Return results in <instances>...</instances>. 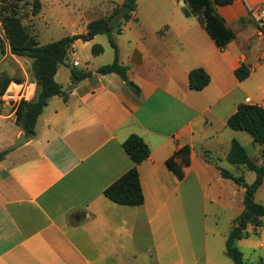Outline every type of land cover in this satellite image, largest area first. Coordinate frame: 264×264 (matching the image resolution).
<instances>
[{
  "label": "crops",
  "instance_id": "1",
  "mask_svg": "<svg viewBox=\"0 0 264 264\" xmlns=\"http://www.w3.org/2000/svg\"><path fill=\"white\" fill-rule=\"evenodd\" d=\"M124 2L113 5V13ZM256 7L264 8V0L214 4L235 34L224 51L199 17L182 13L175 14L165 30L141 29L127 36L132 51L120 62L128 68L129 80L140 88L139 94L117 74H97L101 66L86 70L90 77L72 83L71 69L84 71L76 68V62L80 63L77 48L83 42L74 44L69 68L60 73L59 67L55 76L68 100L52 97L38 118L36 135L0 161V264H120L129 256L136 257L138 240L144 236L150 245L145 252L158 253L157 230L165 225L166 233L174 236L175 218L180 219L178 225L191 227L190 215L204 214L206 225L210 206L230 215L223 238L226 244L245 209V189L224 178L222 170L234 177L239 175L230 166L241 173L248 170L227 160L232 141L247 143L242 131L230 129L227 122L240 104L264 108V39L258 36L250 14ZM107 15L108 11L102 12L96 20ZM131 20H139L136 12L124 20L127 25L120 34H127ZM242 64L251 73L239 81L235 71ZM197 68H203L211 79L202 91L189 87V74ZM133 134L143 138L151 151L138 166L145 197L139 207L116 204L104 195L134 166L123 148ZM21 135L24 132L16 124L14 109L0 104V152ZM255 144L262 162L249 156L263 166L264 147ZM184 146L191 149V162L180 180L167 161ZM206 154L220 162L215 164ZM262 188L264 183L255 194L256 202ZM262 221L264 226V217ZM262 227L256 233L250 224L248 233L256 234V241L250 235L236 240L235 246L242 252L238 245L250 240V249L263 253ZM204 246L200 260L212 264L207 241ZM176 249L178 242L168 243L167 254L173 256ZM243 259L246 264L244 254ZM175 261L184 264L181 257Z\"/></svg>",
  "mask_w": 264,
  "mask_h": 264
},
{
  "label": "trees",
  "instance_id": "2",
  "mask_svg": "<svg viewBox=\"0 0 264 264\" xmlns=\"http://www.w3.org/2000/svg\"><path fill=\"white\" fill-rule=\"evenodd\" d=\"M185 2L188 7L183 8L184 15L186 17H199L216 46L224 51L229 43L235 39V34L227 28L223 18L215 11L214 4L224 6L231 4L232 0H185ZM124 4L131 7V12L124 18L127 20L136 10V0H125ZM119 9L117 8L113 14L118 12ZM41 11L42 4L40 0H33L32 15L37 16ZM110 18L90 22L85 33L68 36L59 41L40 46L18 18L14 16L6 17L4 30L7 41L0 36V51L2 54H6V48L8 47L13 56L31 59L33 77L37 83L35 99L33 101H20L15 108L16 124L23 130L26 137L36 135L35 128L38 118L52 97L61 96L65 102L68 100V94L56 82L55 76L59 67L67 63L69 54L77 41L90 42L97 35H109L111 46L115 51L114 61L111 64L99 67L96 72L100 75L117 74L124 82L130 81L128 68L121 64L118 46L111 36L113 31L107 33L105 30ZM103 52L104 48L101 45L97 44L92 48L93 55H101ZM250 73V69L245 64H242L235 71L239 81L246 80ZM90 76V72L71 69L72 83H78ZM14 80L21 81L5 74L0 75V95L4 94L9 84ZM210 80L209 74L203 68H197L189 74V87L192 91H202L209 85ZM130 83L135 93L139 94L141 92L140 88L133 82L130 81ZM227 125L234 131L246 132L253 138L254 142L264 147L263 107L248 103L240 104L237 111L229 118ZM123 148L134 162V166L107 187L104 195L116 204L139 207L144 204L145 197L138 166L150 157L151 151L143 138L136 134L126 139ZM262 154L264 157V149ZM6 155L7 152H0V161L4 160ZM190 157V147L184 146L178 149L167 161V167L182 180L185 176V169L190 165ZM227 160L232 165L245 166L248 170L256 173V180L253 184L248 185L243 176L234 177L229 171L222 170L224 178L232 179L245 189V209L235 220L226 242V256L232 260L233 264H244L243 253L235 246V242L249 236L248 226L250 224L254 225L256 233L263 226L264 206L255 201V194L264 183V165L258 166L255 164L246 148L237 140L232 141Z\"/></svg>",
  "mask_w": 264,
  "mask_h": 264
},
{
  "label": "rangeland",
  "instance_id": "3",
  "mask_svg": "<svg viewBox=\"0 0 264 264\" xmlns=\"http://www.w3.org/2000/svg\"><path fill=\"white\" fill-rule=\"evenodd\" d=\"M182 1L181 3L180 0H136L135 12L139 20L130 21L126 29L127 34L124 36L119 32L123 25L125 28V25H127L126 21L129 19L123 18L115 25L111 35L118 46L119 59L121 57L124 60L127 59L126 56L132 51V44L129 43L130 39L127 36L135 34L141 29L149 31L165 30L168 24L173 22L172 18L175 14H184L183 8L188 7V4L185 0ZM40 2L42 4V11L39 15L33 16V0H0V36L6 40L4 20L8 16H14L21 21L35 41L40 46H44L68 36L85 33L87 31V21L96 20L99 14L105 11H108L107 19H109L113 14L112 6L120 4V0H40ZM124 20L126 21L124 22ZM140 24H143V28H141L142 26L140 27ZM98 40L86 46H83V43L86 42L79 44L77 51L80 63L76 62L77 69L84 71L92 70L98 66H105L113 62L115 51L111 46L109 35L103 34ZM97 44L104 48V53L95 57L92 53V48ZM68 60L65 65L60 66V73L64 69L69 68ZM69 63L71 64V61ZM1 74H5L13 79H19L21 80L20 82H36L32 72V60L25 57L13 56L9 52L8 47L6 48V54H2L0 51ZM60 79H62V76H60ZM64 86L67 87L66 84ZM241 135L247 137V143L244 141L243 146L246 148L248 154L255 162L261 163L262 159L255 148L256 144L252 137L246 132H242ZM12 145L1 152H8ZM206 156L208 160L215 164L220 162V159L214 157V155L206 154ZM231 167L234 172L233 174L237 173L239 177L244 175L243 177L248 185L254 182L252 180L256 175L252 171L245 170L241 173L235 170L234 166H230V169ZM256 200L264 204V188L258 193ZM206 217L207 223L204 225V214H201L199 218L194 214L190 215L191 227L178 225L180 219L175 218L174 236L166 233L165 225L160 226L157 230V237L159 239L158 253L155 251L150 254L145 252L150 245L146 242L148 237L144 236L143 240H138L140 248L137 250L136 257L132 258V256H129L120 264H180L179 261H175L179 257L182 258L184 264H195L196 260H198V264H205V258L200 260V257L204 254L203 252H205V241H207L208 258L212 260V264H233L232 260L226 256V244H224L223 239L229 228V213L221 212L220 209L217 210L214 206H210ZM249 236L252 240L256 241V234L251 232ZM219 240H221V244H219ZM173 242H178L179 249H176L174 255L171 256L167 254V245L169 243V246H171ZM136 243V247H138L139 244L137 241ZM238 247L241 248L244 254L246 264H264V252L262 253L260 250L255 249L256 253L253 248L250 249V240H247V242L244 240ZM156 254L160 256L158 257ZM261 260H263L262 263Z\"/></svg>",
  "mask_w": 264,
  "mask_h": 264
},
{
  "label": "built area",
  "instance_id": "4",
  "mask_svg": "<svg viewBox=\"0 0 264 264\" xmlns=\"http://www.w3.org/2000/svg\"><path fill=\"white\" fill-rule=\"evenodd\" d=\"M254 18L257 34L264 39V8L256 7L250 9ZM36 96V82L12 81L3 95H0V104L7 105L11 109L16 108L20 101H33Z\"/></svg>",
  "mask_w": 264,
  "mask_h": 264
},
{
  "label": "water",
  "instance_id": "5",
  "mask_svg": "<svg viewBox=\"0 0 264 264\" xmlns=\"http://www.w3.org/2000/svg\"><path fill=\"white\" fill-rule=\"evenodd\" d=\"M131 12V7L128 5H122L120 7V9L118 10V12H116L115 14H113L105 28L107 33H110L113 31L115 25L122 20L123 18H125V16L127 14H129ZM128 85H130V82H126ZM28 142V139L25 135H21L20 138L12 145V147L10 148L9 151L18 149L19 147L23 146L24 144H26Z\"/></svg>",
  "mask_w": 264,
  "mask_h": 264
}]
</instances>
